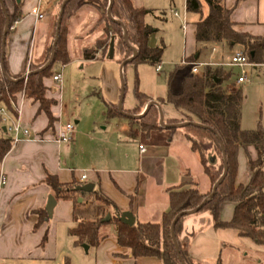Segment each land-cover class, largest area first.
<instances>
[{
    "label": "crops",
    "instance_id": "crops-1",
    "mask_svg": "<svg viewBox=\"0 0 264 264\" xmlns=\"http://www.w3.org/2000/svg\"><path fill=\"white\" fill-rule=\"evenodd\" d=\"M168 1L170 4L174 2ZM182 1L185 9V0ZM60 2L61 0H4L9 14H20V18L13 23V29L9 30L5 38L4 72L8 78L26 75L29 63L40 59L49 43H52ZM131 2L136 8L153 11L145 18L148 25L152 26L151 20L147 21L149 17L162 20L154 15L155 8L160 7L158 0ZM224 5L232 10L231 20L238 25L237 30L253 36L264 35V0H224ZM34 8L43 16L41 20L30 14ZM171 11L170 9L169 14L173 16ZM98 19V12L85 6L68 22L67 52L70 61L56 73L61 76V85H56L51 78L44 80L46 97L54 101L50 108L55 119L53 125L48 127L47 116L38 112V105L25 99L22 94L17 95L13 104L19 115L11 116L19 117L21 126L28 130L29 135L21 136L18 143L12 144L0 163V176L5 180L4 185L0 187V264L24 262L35 255L45 258L50 251L53 253L58 241L60 250H70L73 256L83 251L81 246L73 245V239L67 233L68 229L76 225L70 201L56 200L52 218L35 228L38 222L37 213L44 210L47 198L51 195L49 187L43 182L48 174L56 176L58 181L64 184H80L81 175H86L85 183H93L94 190L105 195L121 213L131 212L135 222L139 223L159 222L163 212L168 209L166 189L169 187L188 181L196 183L201 194L210 190V182L202 171L198 155L190 150L185 134L180 128H176L172 133L163 129L146 136L131 122L127 111L138 107L134 87L129 91L124 90L121 106L124 114L111 119L107 117V106L116 107L118 110L120 84L125 80L123 77L126 68L130 72L133 67L130 64L121 67L114 63L109 57V50L105 56L98 53L90 60L83 58L85 49L92 48L97 41L107 37L104 25L96 26ZM199 19L194 22L191 31L189 30L195 55H189V47L186 48L188 52H185L180 60V66L183 61H192L232 71L234 67L223 64L229 62L233 54L230 48L234 45L195 42V24ZM181 29L188 43L186 24L184 29L183 26ZM200 45L212 47L207 52L199 49ZM214 45H220L218 51ZM149 46L155 47L150 44ZM236 51H240V48ZM84 61L90 64L98 63L97 73H88L96 81L93 86L85 83L84 92L90 93L93 89V96L102 103L94 104L97 111L93 110V121L81 110L70 109L63 104V94L70 88L76 75L70 66L75 63L79 70H84ZM2 67L0 63V77L4 76ZM201 74L202 72L197 76ZM240 75L232 78V90L239 89L240 84L236 81ZM187 76L190 75L185 77ZM82 80L86 82L85 79ZM178 90L171 93L179 94ZM141 92L144 94L145 91ZM168 92L170 91L156 99L164 98ZM146 96L151 99L149 103L158 104L156 107L161 111L163 123L167 120L182 119L181 113L171 105L158 103L151 95ZM68 123L73 124L71 140L68 143H57L55 140L58 131ZM8 124L7 120L0 117V139H10L6 130ZM131 143L134 153L127 149V145ZM140 148L144 151L141 152ZM248 157L252 160L256 158L253 147H248L246 151L238 150L236 185H246L249 182L251 172ZM186 173L189 174L188 177L184 176ZM233 207L231 203L221 206L222 221L231 219ZM59 226L61 231L58 235ZM184 233L190 239L188 255L194 264H215L218 259L224 263L234 257L240 264L249 260L250 263L264 264V246H257L250 239L240 237L233 229H214L209 213L200 218L187 217L184 221ZM44 236L46 239L42 244ZM90 250L89 247L87 252ZM94 250V264H163L156 258L126 257L128 251L117 246L113 234L107 236ZM116 253L125 257H114L113 254Z\"/></svg>",
    "mask_w": 264,
    "mask_h": 264
},
{
    "label": "trees",
    "instance_id": "trees-1",
    "mask_svg": "<svg viewBox=\"0 0 264 264\" xmlns=\"http://www.w3.org/2000/svg\"><path fill=\"white\" fill-rule=\"evenodd\" d=\"M0 1L4 3V0ZM62 2L63 0L60 4ZM203 4L207 6L205 16H202ZM85 6L98 12L96 26L104 25L107 36L106 39L97 41L92 48L83 51L85 60L94 58L98 53L105 56L112 40L111 59L119 65L132 57L130 46L135 49L136 56L128 64L134 67L142 64L156 67L161 62L163 49L148 44L149 37L155 30L145 22V18L152 14V10L136 8L131 0H69L64 7L51 64L39 71L50 58L53 41L49 43L40 59L29 63L27 72L29 75L26 80H20L21 77H14L11 80L5 76L0 77V106L11 115L16 114L13 104L17 95L22 94L25 99L38 105V112H43L47 116L48 127L53 125L55 119L50 108L54 101L46 97L47 88L44 80L52 79L57 73V68L69 63L68 22ZM109 7L111 17L107 15ZM185 10L200 15L194 31L197 44L237 45L253 68L264 67V35L253 36L237 30L238 25L231 20L232 10L225 7L224 0H185ZM5 11L9 28L20 18V14L16 12L9 14L6 8ZM5 25L6 18L0 4V59ZM8 33L9 29L6 35ZM124 35L128 44L124 40ZM233 77L231 70L210 65L203 68L200 76L192 74L185 77L179 94L168 92L164 98L156 99L158 103L171 105L182 115L181 120L165 121V126L160 125V113L155 105L144 109L151 99L138 90V81L135 79L134 96L138 107L127 111V114L140 117H130L131 122L146 136L163 129L172 133L176 130L173 125L188 123L180 129L185 134L190 150L198 155L202 171L210 182V190L206 194H201L196 183L188 181L169 187L166 189L168 209L163 212L159 222H135L133 226H127L118 221L117 217L121 211L100 191L81 193L75 190L80 184L60 183L56 176L48 174L43 182L49 187L53 198L70 201L72 204V215L76 218V225L68 229L67 233L73 239L74 246L84 244L90 248H97L107 237L102 230L108 224H113L115 242L119 248L128 251L126 257L156 258L163 264H181L173 243L171 224L179 214L195 210L210 196L213 185L223 173L225 163L226 174L213 197L196 213L184 214L174 224L173 235L179 256L184 264H194L188 255L190 239L184 233V221L189 216L200 218L206 213L210 214V223L214 229H233L240 237L250 239L257 246H264V128L258 123L252 130L240 129L242 93L240 89H231ZM121 115L116 107L107 106L109 119ZM11 147V139H0V163ZM248 147H253L256 151L254 160L248 157L251 176L246 185H236L238 150L246 151ZM184 176L188 177L189 174L186 173ZM79 198L81 202H78ZM225 203L234 205L229 221L220 219V209ZM37 215L38 222L35 228L47 220L45 210L39 211ZM106 215L110 216V220L104 223ZM45 239L44 236L42 244ZM113 256L125 257L118 253ZM215 264L222 262L218 259Z\"/></svg>",
    "mask_w": 264,
    "mask_h": 264
},
{
    "label": "rangeland",
    "instance_id": "rangeland-1",
    "mask_svg": "<svg viewBox=\"0 0 264 264\" xmlns=\"http://www.w3.org/2000/svg\"><path fill=\"white\" fill-rule=\"evenodd\" d=\"M174 3V5H173ZM172 4L167 0H158L157 4L160 7H156L154 10V15L159 16L162 20L148 18L147 21L151 20L153 28L156 30L148 40V44L155 45V47H161L163 49L161 64L162 72H157L155 66H149L146 64L138 65L134 67L129 72L126 68L124 73V85L125 89L134 87V81H138V90H144V94L151 95L153 99H156L158 96L164 95L167 91L175 92L178 90L182 91L183 88V78L186 75H191V68L188 65H181L180 60L182 59L185 52L194 56L195 54L192 51L193 42L191 44V38L189 36V30L191 31L194 22L200 18V15L197 13H188L184 9L182 0H174ZM158 6V5H156ZM162 6V7H161ZM177 11L178 17H173L169 14V10ZM207 14V6L203 4L202 6V16ZM186 24L188 28V43L186 35L182 31L181 27ZM151 26V27H152ZM190 39V40H189ZM193 41V40H192ZM188 44V45H187ZM189 47L187 51L186 48ZM212 45H200L198 46L201 50L210 51ZM215 49L220 48V45H214ZM239 49V46H233L230 48L231 54ZM204 58H200L202 60ZM101 59L99 58V61ZM206 60V59H205ZM87 61H84L85 63ZM114 63H116L114 61ZM98 64V63H97ZM97 64H84V70H79L78 65L73 63L70 66V69H73L76 72L74 79L71 82L70 88L64 92L63 104L65 107L74 108L82 113L88 114L93 121V110L97 111L94 107L95 103L102 104L96 96H93V89L90 93H84L86 84L93 86L96 80H93L91 75L93 72L97 73L98 66ZM62 67L57 68V72L60 71ZM203 70L200 69L201 73ZM245 72L246 81L239 85V89L242 93L241 99V120L240 127L242 130H249L256 128L257 124L264 128V67L253 68L245 67L243 70L234 67L232 73L234 76L237 74H242ZM89 73V74H88ZM82 75V76H81ZM89 76V77H88ZM83 77V78H81ZM82 79H85L86 82H83ZM122 89V85L120 84ZM97 92V90H95ZM121 93V92H120ZM142 93V92H141ZM119 103V101H118ZM182 131V130H180ZM138 144V143H136ZM127 149L134 153L133 143L127 145ZM111 212V210H110ZM61 231V226L58 227V235ZM107 236L110 234L115 235V228L113 224H108L103 230ZM57 247L52 251L47 257H41L35 255L30 260L24 262H9V264H94V248H91L89 252L81 251L78 255L73 256V253L65 250H60V241H58ZM226 260V259H225ZM252 260V259H251ZM260 260V258H259ZM222 264H240L236 258H231L229 261ZM241 264H254L249 261L242 262Z\"/></svg>",
    "mask_w": 264,
    "mask_h": 264
},
{
    "label": "water",
    "instance_id": "water-1",
    "mask_svg": "<svg viewBox=\"0 0 264 264\" xmlns=\"http://www.w3.org/2000/svg\"><path fill=\"white\" fill-rule=\"evenodd\" d=\"M69 0H63V2L61 3L60 5V8H59V12H58V15H57V19H56V24H55V33H54V39H53V43H52V52H51V55H50V58L48 60V62L39 70V71H42L44 69H46L52 62L53 60V57H54V50H55V45H56V42H57V38H58V34H59V30H60V26H61V21H62V17H63V11H64V7L65 5L67 4ZM0 4H1V8H2V11L5 15V18H6V25H5V28H4V32H3V37H2V41H1V49H2V54H1V59H0V63L1 65L3 66V59H4V45H5V38H6V34H7V30H8V19H7V16H6V11H5V5L2 1H0ZM107 15L109 17H111L110 15V7L107 9ZM124 40L125 42L127 43V40H126V37L124 35ZM128 44V43H127ZM130 49L132 51V57L129 58L127 61L123 62L121 64V67L125 66L126 64L130 63L132 61L133 58H135L136 56V51L134 48H132L130 46ZM113 55V41L111 40L110 41V45H109V57L111 58ZM2 73L3 75L7 78V79H10L8 78L6 75H5V72L3 70V67H2ZM28 73L26 75H24L23 77L20 78V80H26V78L28 77ZM11 80V79H10ZM123 96H124V83H122V89H121V94H120V100H119V103H118V111L122 114H124L121 110V106H122V101H123ZM150 105H155V106H158L157 103L155 102H150L147 104L145 110L150 106ZM144 110V112H145ZM144 112L142 114H144ZM159 113H160V118H159V121H160V125L161 126H165V124L163 123V118H162V114H161V111L159 110ZM130 117H133V118H139L140 116H131V115H128ZM186 124L188 123H182V124H177V125H173L172 127L174 128H182L183 126H185ZM193 124V123H192ZM194 125L196 126H199V124H195ZM226 163L224 164V170H223V173L221 175V177L217 180V182L213 185L212 187V191H211V194L210 196L199 206L197 207L195 210L193 211H189V212H184V213H181L179 214L172 222L171 224V234H172V239H173V243H174V246H175V249H176V252L178 254V259L180 260L181 264H184L179 256V251H178V247H177V243H176V240H175V237L173 235V227H174V224L176 223V221L178 220V218L184 214H193V213H196L208 200H210V198L213 197V195L215 194V191L217 189V187L222 183L223 179H224V176L226 174ZM76 191H79L81 193H91L93 190H94V184L93 183H85L83 185H79L75 188ZM78 202H81V199L79 198L78 199ZM56 206V200L53 198L52 195H49L48 198H47V202H46V205H45V212H46V215H47V219H51L52 218V215H53V210ZM118 221L124 225H127V226H133L135 224V217L133 216V214L129 211H124L122 212L118 217ZM110 220V216L109 215H106V217L104 218L103 222L104 223H107L108 221ZM82 249L87 252L88 251V248L89 246L87 245H81Z\"/></svg>",
    "mask_w": 264,
    "mask_h": 264
},
{
    "label": "built area",
    "instance_id": "built-area-1",
    "mask_svg": "<svg viewBox=\"0 0 264 264\" xmlns=\"http://www.w3.org/2000/svg\"><path fill=\"white\" fill-rule=\"evenodd\" d=\"M171 13L173 14V16L178 17V13L177 11H171ZM30 14L33 15L37 20H41L43 18L42 15L39 14L38 9L34 8L30 11ZM185 27V24L183 25V29ZM9 30L13 29V25L10 26L8 28ZM188 64L191 68V73L193 75H199L200 72L199 70L204 68L206 65L209 64H204V63H197V62H182V65ZM211 66V65H210ZM223 66H227V67H236L239 68L241 70H243L245 67H252V65L250 63H248L247 58L240 52V51H236L232 54V56L229 59V62L227 64H223ZM157 72H161V65L158 64L155 67ZM52 81L60 86L61 85V76L59 74H55L52 77ZM246 81V74L245 72H243L238 78H237V84H242ZM16 111V116L17 114L19 115V111L18 109L15 108ZM16 116H11V114L4 108L0 106V117H2L3 119L7 120L9 122L6 130L7 132L10 134V139L12 141V144H16L21 140V136H25L28 137L29 132L28 130L24 129L21 124H20V120L19 117ZM73 133V124L72 123H68L66 124L64 127H62L57 134L56 137V142L57 143H68L71 140V135ZM140 151L143 152L144 149L140 148ZM87 177L86 175H81L79 182L80 185L85 184ZM5 183V180L2 176H0V187L3 186Z\"/></svg>",
    "mask_w": 264,
    "mask_h": 264
}]
</instances>
